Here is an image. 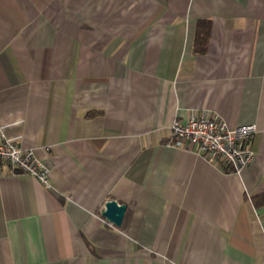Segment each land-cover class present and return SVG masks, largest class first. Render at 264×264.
<instances>
[{
	"label": "crops",
	"instance_id": "1",
	"mask_svg": "<svg viewBox=\"0 0 264 264\" xmlns=\"http://www.w3.org/2000/svg\"><path fill=\"white\" fill-rule=\"evenodd\" d=\"M201 111L248 165L174 146ZM0 136L51 185L0 165V264H264V0H0Z\"/></svg>",
	"mask_w": 264,
	"mask_h": 264
},
{
	"label": "built area",
	"instance_id": "2",
	"mask_svg": "<svg viewBox=\"0 0 264 264\" xmlns=\"http://www.w3.org/2000/svg\"><path fill=\"white\" fill-rule=\"evenodd\" d=\"M256 130L254 123L230 126L218 113L201 111L186 120L174 117L170 136L174 146L191 150L208 163L228 166L234 171L248 165L255 152L249 140ZM12 171L32 175L50 188V168L39 159L32 148H25L9 138L0 136V165Z\"/></svg>",
	"mask_w": 264,
	"mask_h": 264
},
{
	"label": "trees",
	"instance_id": "3",
	"mask_svg": "<svg viewBox=\"0 0 264 264\" xmlns=\"http://www.w3.org/2000/svg\"><path fill=\"white\" fill-rule=\"evenodd\" d=\"M210 25L211 22L208 18L199 19L196 22L193 39V50L195 52H204L206 50Z\"/></svg>",
	"mask_w": 264,
	"mask_h": 264
},
{
	"label": "water",
	"instance_id": "4",
	"mask_svg": "<svg viewBox=\"0 0 264 264\" xmlns=\"http://www.w3.org/2000/svg\"><path fill=\"white\" fill-rule=\"evenodd\" d=\"M126 205L119 203L115 199L107 200L101 214L115 225H119L122 221Z\"/></svg>",
	"mask_w": 264,
	"mask_h": 264
}]
</instances>
